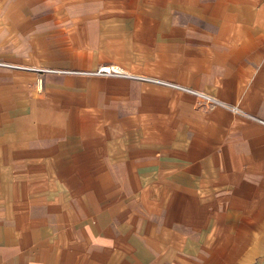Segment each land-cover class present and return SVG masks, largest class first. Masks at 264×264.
<instances>
[{
    "label": "crops",
    "instance_id": "crops-1",
    "mask_svg": "<svg viewBox=\"0 0 264 264\" xmlns=\"http://www.w3.org/2000/svg\"><path fill=\"white\" fill-rule=\"evenodd\" d=\"M0 60V264H264V0H0Z\"/></svg>",
    "mask_w": 264,
    "mask_h": 264
},
{
    "label": "built area",
    "instance_id": "built-area-1",
    "mask_svg": "<svg viewBox=\"0 0 264 264\" xmlns=\"http://www.w3.org/2000/svg\"><path fill=\"white\" fill-rule=\"evenodd\" d=\"M0 65L10 66V67L27 68L25 65L14 64V63L6 62V61H0ZM93 73L109 74V75H127L128 74V73H125L123 71V69H121L120 67H118L117 65H114V64L102 65V66L98 67V69L96 71H94ZM146 78H148V77H146ZM177 86H179V85H177ZM181 88H184V87H181ZM201 95L205 99H210V97L208 95H205V94H201ZM233 108H234V110L236 109L235 107H233ZM260 121L264 123V120L260 119Z\"/></svg>",
    "mask_w": 264,
    "mask_h": 264
},
{
    "label": "rangeland",
    "instance_id": "rangeland-1",
    "mask_svg": "<svg viewBox=\"0 0 264 264\" xmlns=\"http://www.w3.org/2000/svg\"><path fill=\"white\" fill-rule=\"evenodd\" d=\"M0 61H1V60H0ZM0 66H4V65H0ZM8 67H10V66H8ZM16 68H17V67H16ZM97 69H98V68H97ZM97 69H96V70H97ZM96 70H95V71H96ZM93 72H94V71H93ZM96 74H99V73H96ZM100 75H109V74H100Z\"/></svg>",
    "mask_w": 264,
    "mask_h": 264
}]
</instances>
